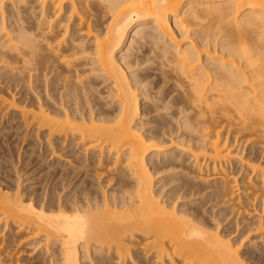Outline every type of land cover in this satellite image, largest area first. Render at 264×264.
<instances>
[{
  "label": "bare ground",
  "instance_id": "6f19581e",
  "mask_svg": "<svg viewBox=\"0 0 264 264\" xmlns=\"http://www.w3.org/2000/svg\"><path fill=\"white\" fill-rule=\"evenodd\" d=\"M0 120L57 155L0 176V264H264V0H0Z\"/></svg>",
  "mask_w": 264,
  "mask_h": 264
},
{
  "label": "rangeland",
  "instance_id": "374dc122",
  "mask_svg": "<svg viewBox=\"0 0 264 264\" xmlns=\"http://www.w3.org/2000/svg\"><path fill=\"white\" fill-rule=\"evenodd\" d=\"M9 94H10V91H9ZM143 103V102H142ZM152 116V115H151ZM6 118H10V115L9 116H7ZM146 118H150V115L149 116H147ZM1 121L2 120H0V130L2 131L3 129H6L7 130V132H6V130L4 131H2V133L0 134V176H1V178H3V179H5L6 177H8L9 178V180L8 179H5V181H6V184H8V185H10V179L11 178H13V179H11V180H14V181H16V176H17V174H16V172H15V170L17 169V170H19V171H21L20 172V175H22L23 176V180H25L24 182H23V185H24V187H27V186H29V184H30V186H32V188H31V190L32 191H34V192H39V194L41 193V192H43V189H44V187L46 186L47 187V189L48 188H51L50 187V185L52 184V182H53V177L51 178V172L53 173V170L54 169H51V170H48L45 166H49L51 163H53L52 161H55V158H56V156L55 155H48L47 153L49 152V149L48 150H46V148H45V146H44V142H42V140H41V138L39 139V137H38V135H37V137L38 138H36V135H35V133L36 132H31V136H30V138L29 137H27V141L25 142L26 143V146H25V150L26 151H24V149L23 150H20V142H21V140H20V138L21 137H19V140H18V137H17V133L15 134V133H10V123L9 124H4V122H2L1 123ZM8 125H9V127H8ZM181 131V130H180ZM184 131H188L189 132V130H184ZM191 132V131H190ZM181 133H182V135L184 134L183 133V130L181 131V132H179L176 136H181ZM7 135V137H6V135ZM3 136V137H2ZM9 137V138H8ZM33 137V138H32ZM6 138V139H5ZM180 138V137H179ZM2 139V140H1ZM7 139H8V141H7ZM32 139V140H31ZM34 140V141H33ZM39 140V142L41 143H39V142H37ZM37 143H36V142ZM3 142V143H2ZM5 142V143H4ZM32 143H34V144H32ZM14 144V145H13ZM43 144V145H42ZM7 145V146H6ZM16 145V146H15ZM19 145V146H18ZM29 145H31V146H29ZM37 145V146H36ZM40 145H41V147H40ZM1 146H2V148H1ZM9 146V147H8ZM36 146V147H35ZM38 146H39V149H38ZM235 146H238V145H236L235 144ZM18 147V148H17ZM29 147V148H28ZM34 147V148H33ZM45 148V149H43V148ZM30 148H32V149H30ZM10 150H15V151H13V159L14 158H17L18 157V155L19 154H21L22 155V159L21 160H26L25 161V163H24V161H23V163H22V161L21 162H19L18 164L16 163L17 162V159H16V162H15V165L14 164H12L10 161L11 160H9L10 159ZM42 150V151H41ZM23 151V152H22ZM33 151V152H32ZM40 151V152H39ZM48 151V152H47ZM246 152H244V156L242 155V157H244L243 159L245 160V162H250L251 161V163H246L247 165L249 164V166L251 165V166H253L252 165V163L253 162H257V163H259V160H260V158H258L259 157V154L258 153H256V151H251V150H249V152H247L248 151V148L245 150ZM5 152V153H4ZM19 152H21V153H19ZM25 152V153H24ZM45 152H47V153H45ZM251 152V153H250ZM19 153V154H18ZM28 154V155H25V154ZM38 154V155H37ZM249 154V155H248ZM252 154V155H251ZM40 155V156H39ZM48 155V156H47ZM45 157V159H44V157ZM6 157V158H5ZM24 157V158H23ZM43 159H41V158ZM49 158V159H47V158ZM55 157V158H54ZM9 158V159H8ZM28 158V159H27ZM41 159V160H40ZM52 159V160H51ZM54 159V160H53ZM257 159V160H256ZM7 160V161H6ZM247 160V161H246ZM249 160V161H248ZM255 160V161H254ZM3 161V162H2ZM36 161V162H35ZM262 161V160H261ZM260 161V162H261ZM29 162V163H28ZM31 162V163H30ZM47 162V163H46ZM49 162V163H48ZM233 162V165L231 166V170L230 171H232V172H234V174H236L235 173V171H237L238 169L239 170H241L240 169V167L242 168V164L240 163V162H236V161H232ZM262 162H264V160L262 161ZM47 165H46V164ZM235 163V164H234ZM237 163H239V164H237ZM256 163V164H257ZM24 164V165H23ZM33 164V165H32ZM49 164V165H48ZM254 164V163H253ZM11 165V166H10ZM16 165H18V166H16ZM27 165V166H26ZM6 166V167H5ZM12 166H14V168L12 167ZM37 166V167H36ZM43 166V167H42ZM3 167V168H2ZM41 167V168H40ZM233 167H236V169L235 168H233ZM245 168H243V170H242V172L240 173L242 176L244 175L243 173H244V171L246 172L247 170H249L247 167L248 166H244ZM7 170H6V169ZM11 168V169H10ZM19 168V169H18ZM23 168V169H22ZM25 168V169H24ZM32 168V169H31ZM22 169V170H21ZM38 169V170H37ZM45 169H47V170H45ZM3 170V171H2ZM9 170H11V171H9ZM37 170V171H36ZM44 171H46V172H44ZM51 171V172H50ZM178 171V170H177ZM177 171H175V172H177ZM4 172V173H3ZM14 172V173H13ZM26 172V173H25ZM49 172H50V174H49ZM249 173H250V170L248 171ZM256 172V171H255ZM2 173V174H1ZM172 173H174L173 171H171V172H165V173H162V174H160V175H158V176H156V178H163V177H165V178H167V177H169V175L170 174H172ZM26 174V175H25ZM48 174H49V176H48ZM239 173L237 174V175H235V179L237 178V180H239V179H241L242 178V176L240 175ZM254 174H256V173H254ZM6 175V176H5ZM28 175H29V177H28ZM32 175V176H31ZM240 177H239V176ZM5 176V177H4ZM38 176V177H37ZM41 176V177H40ZM44 176V177H43ZM167 176V177H166ZM237 176V177H236ZM255 176V175H254ZM11 177V178H10ZM33 178V179H32ZM45 178V179H44ZM155 178V179H156ZM38 179V180H37ZM50 179V180H49ZM234 179V178H233ZM29 180V182H27ZM40 180V181H39ZM37 181V182H36ZM45 181V182H44ZM51 181V182H50ZM47 183V184H46ZM178 182L177 181H175V184H174V182H172L171 184H169L168 183V185L166 186V187H164V190H169V188H172L174 185H176ZM34 185V186H33ZM40 185V186H39ZM43 187H42V186ZM48 185V186H47ZM173 185V186H172ZM36 186V187H35ZM169 186V187H168ZM45 187V188H46ZM42 190H41V189ZM156 188H158V187H156ZM35 189V190H34ZM37 190V191H36ZM38 190H40V191H38ZM191 197V196H190ZM197 197V198H196ZM204 199L205 197H201L200 195H196V196H193V197H191V198H186L185 199V201L186 202H190V201H192V200H194L195 202H194V204H200L199 202H201V200L202 199ZM206 199V198H205ZM189 200V201H188ZM196 201H197V203H196ZM203 201V200H202ZM207 201V200H206ZM203 202L205 205H202V207L204 208V209H206L208 212H210L209 214H212V216H216V217H214V218H216L217 220H218V222H219V220H220V229L221 228H223L224 227V225H225V229L227 228V227H229L228 226V224H229V221H233L236 217L235 216H237V215H235L234 213H232V212H230L231 210L230 209H226V205L225 204H223V205H219V206H216L215 205V203L214 202H210V200L208 199V201L207 202ZM179 202H181V201H179ZM209 202H210V205H209ZM214 204V205H213ZM208 205V206H207ZM216 206V207H215ZM225 207V208H224ZM213 209V210H212ZM225 209V210H224ZM221 211V212H220ZM226 211V212H225ZM248 211V214L246 213V215H245V213L242 215V217H240V216H238L239 218H245L246 220H250L251 218H253V216L255 217L256 216V220L258 219V216L257 215H259V214H257V213H255V214H257V215H255L254 214V211L252 212V210H250V213H249V210H247ZM258 212V211H257ZM219 213V214H218ZM260 213V212H259ZM214 214V215H213ZM229 216H228V215ZM233 216H232V215ZM250 215V216H249ZM210 217H211V215H209ZM219 216V217H218ZM245 216V217H244ZM218 218H220V219H218ZM224 218V219H223ZM244 219V220H245ZM228 220V221H227ZM245 220V221H246ZM252 221H249L250 223L251 222H253V220L254 219H251ZM224 221V222H223ZM255 221V220H254ZM227 222V223H226ZM245 223H248V221L247 222H245ZM222 225V226H221ZM227 225V226H226ZM235 225V223L234 224H232V226H234ZM5 226V224L4 223H2V222H0V229L2 228V227H4ZM10 227V226H9ZM9 227H7V229L9 228ZM228 229V228H227ZM7 232V231H6ZM4 233V234H2L1 236H2V238H6L7 236H8V233ZM7 235V236H6ZM254 235V233H251L250 234V236H253ZM0 236V237H1ZM249 236V237H250ZM249 237L247 238L246 237V239H244V241H243V243H242V245H241V247H240V249H241V251H242V254H245L246 252V247L244 246V244L247 242V240H249ZM1 238V239H2ZM0 239V240H1ZM28 239V240H27ZM27 239H25L26 240V244H25V240H24V242H23V244L21 243V241H20V243L22 244V246H21V244H19V248H22L23 249V246H24V244L26 245V247L27 248H29V249H27L25 246H24V250H22V249H20L21 251H20V253L21 254H18V261L16 260V257H14V260L15 261H13L12 262V264H32L34 261H32V258L33 257H36L37 255H35V254H38V252L40 251V248L43 246V244L41 245V246H39V248L37 247V250H36V248H35V251L33 252L31 249H33L34 248V246L33 245H30V247L29 246H27L28 244L27 243H29L32 239H30V238H27ZM30 239V240H29ZM263 241V240H262ZM1 242V241H0ZM255 242H261L258 238H257V241L255 240ZM25 248H26V250H25ZM0 249H2V248H0ZM30 250V251H29ZM0 251H3V250H0ZM29 251V252H28ZM31 251H32V253H31ZM23 253V254H22ZM30 253V254H29ZM35 253V254H34ZM3 256H5L4 255V253H1ZM8 254V253H7ZM10 254V253H9ZM31 254H32V256H31ZM34 254V255H33ZM20 255V256H19ZM7 256V255H6ZM5 256V257H6ZM9 256L10 255H8L7 256V258H8V261H9ZM4 257V258H5ZM149 257V258H148ZM147 258H145V257H142L141 258V261H143L144 260V262H142L143 264H148L149 263V261H151V260H149V259H151V256H148ZM1 259H3V258H1ZM6 259V258H5ZM21 259V260H20ZM143 259V260H142ZM4 260V259H3ZM2 260V261H3ZM7 260V259H6ZM34 260V259H33ZM32 261V262H31ZM30 262V263H29ZM146 262V263H145ZM3 263H4V261H3ZM141 263V264H142ZM5 264H11L10 263V261L8 262V263H6L5 262ZM149 264H153V261H151Z\"/></svg>",
  "mask_w": 264,
  "mask_h": 264
}]
</instances>
